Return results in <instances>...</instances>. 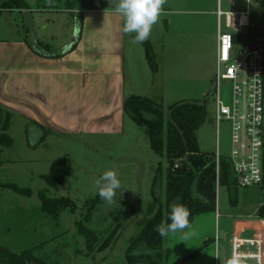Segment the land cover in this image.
<instances>
[{
    "label": "rangeland",
    "instance_id": "1",
    "mask_svg": "<svg viewBox=\"0 0 264 264\" xmlns=\"http://www.w3.org/2000/svg\"><path fill=\"white\" fill-rule=\"evenodd\" d=\"M27 1L30 5L26 8L0 12V38L24 37L28 38L30 45L40 39L50 51H60L70 44L72 29L77 25L73 13L78 11L68 9L70 0ZM168 1H172L169 4L172 10L186 12L168 14L172 20L168 65L176 80L169 87L159 84L152 87L157 93L165 89L161 101L166 110V119L168 106L182 99L183 94L186 98L201 100L206 97L207 91H201V81L194 76V68L203 54L206 67H210L212 45L217 39V15L211 12L217 9V0H167L166 4ZM234 1L233 6L228 0H221L222 9H249L254 15L263 10V0H250L249 6L246 0ZM2 2L0 0V5ZM257 19L260 20L261 16H257ZM222 26L224 30L227 29L224 16ZM199 38L207 45L202 54L196 49ZM210 87L209 82L206 90ZM230 88L231 81L223 80L222 96L226 101H229ZM186 91L188 94L184 93ZM207 99L205 121L197 131L199 147L202 151H212L216 156L219 153V156L229 159L232 147L230 123L223 120L218 126L212 90L207 94ZM129 119L123 133H49L44 142L38 143L41 131L25 122L21 116L14 118L11 127L10 114L7 129H0V220L2 223L5 220L11 222L13 231L9 238L14 241L16 250L43 243L44 246L37 249V254H45L48 261L56 264H129L127 246L152 216L149 213L153 201L152 184L159 175V202L156 208L165 204V172L168 166L166 156L157 154L151 148L144 128L132 118ZM4 133L13 137L11 145L1 141ZM64 156L69 158L70 175L63 184L51 187L40 174L49 173L52 161ZM110 169L117 172L121 187L115 202L100 204L89 223L91 228L101 232L103 239L109 240V244L86 255L78 251L79 248L85 249V241L81 236L75 237L76 221L81 219L86 201L99 192L96 181ZM11 182L31 188L32 194H21L2 186V183ZM43 188H48V196H66L74 200L76 211L65 209L58 219L42 213L38 192ZM263 204L264 184L238 186L236 194L220 186L216 210L196 215L191 223L192 231L196 233L194 237L181 242L182 234L179 232L165 237V247L170 250L168 263L189 256L177 264H229L231 236L237 233L239 222L262 219L257 210ZM256 230L249 227L248 231L241 233L256 236ZM217 235L218 246L215 243ZM204 237L206 245L196 252L205 243ZM217 253L220 259L215 257Z\"/></svg>",
    "mask_w": 264,
    "mask_h": 264
},
{
    "label": "crops",
    "instance_id": "2",
    "mask_svg": "<svg viewBox=\"0 0 264 264\" xmlns=\"http://www.w3.org/2000/svg\"><path fill=\"white\" fill-rule=\"evenodd\" d=\"M170 3L164 6L168 14L186 12L172 10ZM114 7L108 4L85 9L82 24L76 18L77 25L72 29V36L77 31V39L60 51L42 49V53H47L42 54L33 49L28 38H0V105L11 114V127L14 118L21 116L41 131L38 143L44 142L49 133L119 134L131 118L124 110L128 95H145L159 101L164 98L165 89L157 93L152 87L157 84L169 87L176 80L168 65L171 18L162 16L148 38L157 63V69L153 70L145 44L130 42L135 34L124 33V17ZM9 10L0 8V12ZM217 10L218 0L217 9L211 11L217 15L212 62L206 67L203 54L194 68V76L200 78L201 91H207L206 96L213 89L216 71ZM196 47L202 54L207 45L199 38ZM209 82L211 87L206 90ZM182 99L199 98H186L183 94ZM259 224L264 227L263 218L239 222L237 233L244 234L241 231H248L249 227L256 230ZM215 243L218 246V235Z\"/></svg>",
    "mask_w": 264,
    "mask_h": 264
},
{
    "label": "trees",
    "instance_id": "3",
    "mask_svg": "<svg viewBox=\"0 0 264 264\" xmlns=\"http://www.w3.org/2000/svg\"><path fill=\"white\" fill-rule=\"evenodd\" d=\"M108 5L104 0H70L68 9H77L74 15L80 24L83 21L84 10ZM1 8H26L25 0H3ZM146 46V56L153 70L157 69L155 55L148 40L143 42ZM36 52L42 53L48 50L47 44L42 41L31 43ZM42 50V51H39ZM47 54V53H42ZM208 102L207 96L201 99H180L168 106V118L165 116V108L162 101L145 95L130 94L125 98V112L141 127L149 139L151 148L157 154H164L168 166L165 172V204L156 208L159 202L158 181L161 175L156 176L152 184L153 201L149 213L152 216L146 221L139 232L133 236L126 250V258L129 264H177L181 260L168 263L170 257L169 248L165 247V237H161L156 225L170 222L169 215L171 206L182 204L190 210V223L200 213L216 210L218 188L225 186L231 193L236 194L238 184L234 178L232 164L228 158L220 156L219 165L217 156L212 151H202L199 147L197 131L205 121ZM10 119L9 111L0 105V129H7ZM45 132L46 129H43ZM1 141L7 145L13 143V137L2 134ZM52 170L41 177L51 187L63 184L70 175L69 158L58 157L52 161ZM160 166L158 167V173ZM264 184V153H263V181ZM2 186L13 189L21 194H32L29 187H21L16 183H2ZM48 188L38 192L41 198L40 210L51 217L58 219L62 211L68 209L76 211L77 204L66 196L51 197L47 195ZM105 201L99 194L90 198L85 203V211L81 219L76 221L77 231L75 237L81 236L85 241V249L79 248L83 254L89 255L96 248H105L109 240L103 239L97 229L91 228L89 223L93 213L100 204ZM257 214L264 219V204L259 206ZM13 231L11 222L0 220V264H56L48 261L45 254H37V249L42 248L43 243L28 245L23 249L16 250L14 241L9 238ZM55 237V235H54ZM9 238V239H8ZM199 247L196 252L203 248ZM195 254V253H194ZM193 254V255H194Z\"/></svg>",
    "mask_w": 264,
    "mask_h": 264
},
{
    "label": "built area",
    "instance_id": "4",
    "mask_svg": "<svg viewBox=\"0 0 264 264\" xmlns=\"http://www.w3.org/2000/svg\"><path fill=\"white\" fill-rule=\"evenodd\" d=\"M233 6L234 0H228ZM249 6L250 0H246ZM218 55L212 95L216 120H227L231 131L230 162L238 186L261 184L264 153V0L255 15L249 9L224 11L218 0ZM261 16L258 20L257 16ZM225 18L226 30L222 26ZM223 80L231 81L229 101L222 96ZM219 153L217 164L219 165ZM256 236L235 233L228 260L237 264H264V227ZM257 227V228H258ZM256 228V229H257Z\"/></svg>",
    "mask_w": 264,
    "mask_h": 264
},
{
    "label": "clouds",
    "instance_id": "5",
    "mask_svg": "<svg viewBox=\"0 0 264 264\" xmlns=\"http://www.w3.org/2000/svg\"><path fill=\"white\" fill-rule=\"evenodd\" d=\"M112 2L115 4V11L124 17V33L135 34L130 41L133 44L148 40L153 26L159 23L162 16L168 15L164 8L167 0H112ZM96 184L99 197L108 204H113L117 191L121 187L117 172L113 169L105 171ZM190 215V210L186 206L174 203L168 218L170 222L162 221L156 225L155 230L161 237L179 232L182 234L180 242L187 241L196 235L192 231ZM215 257L220 259L219 253ZM229 264H237V257L233 256L229 260Z\"/></svg>",
    "mask_w": 264,
    "mask_h": 264
},
{
    "label": "water",
    "instance_id": "6",
    "mask_svg": "<svg viewBox=\"0 0 264 264\" xmlns=\"http://www.w3.org/2000/svg\"><path fill=\"white\" fill-rule=\"evenodd\" d=\"M104 1L107 2L111 6H115L112 0H104ZM76 39H77V31L74 32L70 45L73 44Z\"/></svg>",
    "mask_w": 264,
    "mask_h": 264
},
{
    "label": "flooded vegetation",
    "instance_id": "7",
    "mask_svg": "<svg viewBox=\"0 0 264 264\" xmlns=\"http://www.w3.org/2000/svg\"><path fill=\"white\" fill-rule=\"evenodd\" d=\"M97 1H100V0H97Z\"/></svg>",
    "mask_w": 264,
    "mask_h": 264
}]
</instances>
